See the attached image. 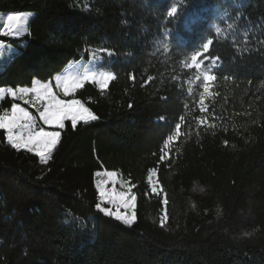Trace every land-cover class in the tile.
I'll use <instances>...</instances> for the list:
<instances>
[{
    "label": "trees",
    "instance_id": "obj_1",
    "mask_svg": "<svg viewBox=\"0 0 264 264\" xmlns=\"http://www.w3.org/2000/svg\"><path fill=\"white\" fill-rule=\"evenodd\" d=\"M19 12L34 16L0 36L19 51L0 88L53 82L91 53L116 78L76 91L97 119L48 128L61 136L47 163L0 130V264H264V0H0ZM208 38L204 93L208 63L187 65ZM102 171L132 187L131 226L96 209Z\"/></svg>",
    "mask_w": 264,
    "mask_h": 264
},
{
    "label": "snow or ice",
    "instance_id": "obj_2",
    "mask_svg": "<svg viewBox=\"0 0 264 264\" xmlns=\"http://www.w3.org/2000/svg\"><path fill=\"white\" fill-rule=\"evenodd\" d=\"M177 6H172L167 11L168 17L177 16ZM33 13L19 12L8 14L4 18H0V36L18 38L28 32L30 17ZM214 43L212 38H208L199 46L198 50L192 52L191 63L187 65L189 68H194L198 72L202 65L211 61L203 71V92H209V82L214 81L217 77L212 72V67L216 65L218 57L208 55L210 46ZM3 44L0 43V50L3 49ZM111 55V53H109ZM116 77L110 72H84L82 75H77L71 70L65 75L55 76V85L51 82L42 83L33 81L32 86L21 87L16 90L0 88V99H3L5 92L13 99L23 101L24 104L35 108L38 116L33 115L28 108L21 106L19 103H13L10 110H4L0 114V129L6 133L8 144L16 150L24 149L30 153L37 155L42 163H47L51 157L53 149L60 140V131L46 130L45 126L54 129H63L65 122L70 121L75 129L79 121L88 123L94 121L97 117L85 107L79 99H76L74 94L77 89L82 88L86 82H92L99 85L100 89H106L110 81ZM55 89V90H54ZM58 90V91H57ZM73 97L72 99H66ZM201 110L204 111V96L200 97ZM183 120V117H181ZM38 121L42 122L43 126L38 125ZM181 125H176V135L180 134ZM176 137L169 135L168 141L174 140ZM164 148H168V143L164 144ZM167 153H162L160 159H165ZM96 175L106 176L107 179L97 182L99 191L100 203L96 204V209L105 216L114 217L117 221H122L125 225L131 226L135 221L136 216L133 212L131 215L127 212H122L120 209H134L136 206L135 195L129 196L127 192H118L115 188L117 183V173L109 171L106 173L97 172ZM111 183L113 187L108 190L105 185ZM130 191V189H129ZM107 203L115 206L116 210L102 207ZM167 204V200L164 201Z\"/></svg>",
    "mask_w": 264,
    "mask_h": 264
},
{
    "label": "rangeland",
    "instance_id": "obj_3",
    "mask_svg": "<svg viewBox=\"0 0 264 264\" xmlns=\"http://www.w3.org/2000/svg\"><path fill=\"white\" fill-rule=\"evenodd\" d=\"M10 14H12V13H10ZM8 14H1L0 15V18H4V17H6ZM33 16L34 15H32L31 17H30V20L33 18ZM30 20H29V22H30ZM26 34H24V35H22V36H20V37H18V38H21V37H23V36H25ZM9 38H12V37H9ZM12 39H14V38H12ZM7 45V44H6ZM23 45V44H22ZM3 49L2 50H0V65H2L3 63H5V62H3V61H5L4 60V58L2 57V55H3V53H4V49L6 48V46L3 44ZM99 62H100V57H99V55L97 54V53H91L90 54V56H89V59L88 60H83V61H80V62H77V63H75V64H72V65H70L61 75H65V74H67L70 70L72 71V72H74L75 74H77V75H82L84 72H92V71H96L97 73H99L100 71H98L97 69H96V66H97V64H99ZM206 63H208V64H211V62L210 61H208V62H206ZM219 65H218V62L216 61V65L215 66H213L212 67V69H214V68H216V67H218ZM111 82V81H110ZM53 85H55V79H54V81L53 82H51ZM86 83H92V82H86ZM97 85V84H96ZM99 86V85H98ZM80 89V88H79ZM55 90V89H54ZM78 90V89H77ZM58 91V90H57ZM8 96H10V95H8L7 94V91L5 92V95H4V98L5 97H8ZM11 97V96H10ZM3 98V99H4ZM12 98V97H11ZM2 99V100H3ZM13 99V98H12ZM13 100H15V101H17V103H19V104H21V106H23V107H25V108H28V110L29 111H31L32 112V114L33 115H36V116H38V113H37V111H36V109L35 108H32L30 105H28V104H24L23 103V101H21V100H18V99H13ZM90 122H92V121H90ZM78 123H84L83 121H79ZM89 123V122H88ZM38 125L39 126H43L42 125V122L41 121H38ZM45 128H46V130H49L48 128H47V126H45ZM0 130H2V129H0ZM50 131H52V130H50ZM58 144V143H57ZM57 146V145H56ZM55 149V148H54ZM54 149H53V151H54ZM22 150H24V149H22ZM52 151V152H53ZM52 154V153H51ZM101 173H106V171H102ZM95 185H97V182L99 181V180H102V179H104V180H106L107 179V177L106 176H100V177H98L97 175L95 176ZM116 180H117V183L115 184V188H116V190L118 191V192H127L128 194H129V196H131V195H134L133 194V192H132V187L129 185V183L127 182V181H125V180H122L121 179V177L119 176V174L117 173V177H116ZM150 185H151V188H152V192L153 193H155V194H159L160 193V191H161V189H160V186H159V183H158V181H157V175H156V172L155 171H152L151 172V174H150ZM105 187L108 189V190H111V188L113 187V185L111 184V183H108L107 185H105ZM97 188V187H96ZM129 189H130V191H129ZM97 191H98V189H97ZM98 196H99V191H98ZM98 200H99V203H100V197H98ZM102 207H106V208H111V210L112 211H115L116 210V208H115V206H113V205H109V204H107V203H104V204H102L101 205ZM135 209H136V206H135V208L134 209H132V208H128L127 210H125L124 208H121L120 210L122 211V212H127V214H129V215H131L133 212L135 213ZM112 218H114V217H112ZM115 219V218H114ZM121 223H123L122 221H120ZM135 222V221H134ZM133 222V223H134ZM132 223V224H133ZM124 224V223H123ZM126 226H128V225H126Z\"/></svg>",
    "mask_w": 264,
    "mask_h": 264
},
{
    "label": "crops",
    "instance_id": "obj_4",
    "mask_svg": "<svg viewBox=\"0 0 264 264\" xmlns=\"http://www.w3.org/2000/svg\"><path fill=\"white\" fill-rule=\"evenodd\" d=\"M5 46H6V48L4 49V53H3V55H2V57L4 58V60L5 61H3V62H5V63H3L2 65H0V71L1 70H3V68L5 67V66H7L11 61H12V59L19 53V51L16 49V48H14V47H12V46H9V45H6V44H4ZM7 90V89H6ZM10 99H12L10 96H8ZM4 98V97H3ZM6 98V97H5ZM4 98V99H5ZM3 99V100H4ZM2 99H0V103L3 101ZM13 100V99H12ZM48 128V127H47ZM54 129V128H53ZM59 142V141H58ZM136 220V219H135Z\"/></svg>",
    "mask_w": 264,
    "mask_h": 264
}]
</instances>
